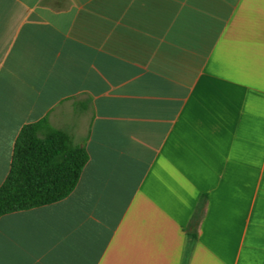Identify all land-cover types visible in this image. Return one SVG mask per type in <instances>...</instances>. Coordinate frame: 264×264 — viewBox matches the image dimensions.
<instances>
[{
    "label": "crops",
    "instance_id": "crops-1",
    "mask_svg": "<svg viewBox=\"0 0 264 264\" xmlns=\"http://www.w3.org/2000/svg\"><path fill=\"white\" fill-rule=\"evenodd\" d=\"M43 119L89 160L0 264H264V0H0V187Z\"/></svg>",
    "mask_w": 264,
    "mask_h": 264
},
{
    "label": "trees",
    "instance_id": "trees-1",
    "mask_svg": "<svg viewBox=\"0 0 264 264\" xmlns=\"http://www.w3.org/2000/svg\"><path fill=\"white\" fill-rule=\"evenodd\" d=\"M88 160L85 147L46 119L23 126L10 173L0 187V218L65 199L76 188Z\"/></svg>",
    "mask_w": 264,
    "mask_h": 264
}]
</instances>
